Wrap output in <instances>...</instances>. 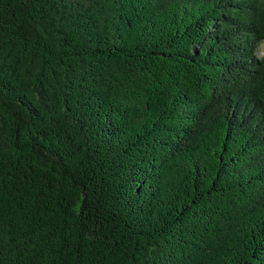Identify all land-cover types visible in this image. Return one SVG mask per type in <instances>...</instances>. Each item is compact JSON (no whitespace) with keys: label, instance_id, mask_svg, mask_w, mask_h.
Returning a JSON list of instances; mask_svg holds the SVG:
<instances>
[{"label":"trees","instance_id":"trees-1","mask_svg":"<svg viewBox=\"0 0 264 264\" xmlns=\"http://www.w3.org/2000/svg\"><path fill=\"white\" fill-rule=\"evenodd\" d=\"M264 0H0V264H264Z\"/></svg>","mask_w":264,"mask_h":264},{"label":"rangeland","instance_id":"rangeland-1","mask_svg":"<svg viewBox=\"0 0 264 264\" xmlns=\"http://www.w3.org/2000/svg\"><path fill=\"white\" fill-rule=\"evenodd\" d=\"M258 52L260 54H264V40H262L259 44V47H258Z\"/></svg>","mask_w":264,"mask_h":264}]
</instances>
